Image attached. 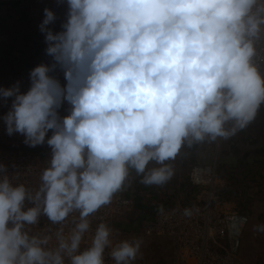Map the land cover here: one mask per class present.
<instances>
[{"label":"clouds","instance_id":"1","mask_svg":"<svg viewBox=\"0 0 264 264\" xmlns=\"http://www.w3.org/2000/svg\"><path fill=\"white\" fill-rule=\"evenodd\" d=\"M66 4L60 31L49 27L57 16L48 8L39 25L50 62L30 70L27 91L19 81L0 88L6 134L29 147L46 144L51 155L36 189L14 184L0 164V264H105L109 249L114 264H133L142 241L116 242L104 222L81 248L89 218L133 172L162 186L182 148L228 140L254 122L264 106L256 59L264 0ZM73 213L74 226L55 232V247L31 231L41 216L63 225Z\"/></svg>","mask_w":264,"mask_h":264},{"label":"rangeland","instance_id":"2","mask_svg":"<svg viewBox=\"0 0 264 264\" xmlns=\"http://www.w3.org/2000/svg\"><path fill=\"white\" fill-rule=\"evenodd\" d=\"M45 8L52 10L57 16L54 24L49 27L60 31L61 24L66 19V0L64 3H58V0H0V73L20 77L22 91H27L30 87V70L41 63L50 62V57L45 53V36L39 28ZM261 72L264 74V68ZM59 78L63 83L62 74ZM62 114L66 113L62 110ZM247 128L245 132H242L244 129L228 140L205 142L190 149L182 148L181 153L171 162L173 177L162 186H146L140 183L141 177L133 172L122 190L124 196L131 200L133 212H137L140 218L143 216L142 209H148L153 214L160 206L166 208L189 202L192 194L187 182L189 169L192 166L215 163L220 184L217 189L220 192L222 189L235 192L238 197L232 201L233 204L240 211L244 210L242 212L247 213L251 220L256 221L257 217H254L259 215L255 226L252 222L254 232L251 247L242 252V255L249 264H264V232L256 230V226L264 225V183L261 190L254 183L256 178H253L258 170L264 174V160L254 152L244 157L245 153L257 147L256 139L264 140V106ZM13 145H24L23 136L18 134ZM46 154H50V149L45 152V156ZM125 219L119 223H124ZM133 231H138V239L141 238L142 241L140 253L133 262L144 259L145 263L151 264L158 255H164L160 239L145 236L143 232H139L140 228ZM133 239L136 237L128 240Z\"/></svg>","mask_w":264,"mask_h":264},{"label":"built area","instance_id":"3","mask_svg":"<svg viewBox=\"0 0 264 264\" xmlns=\"http://www.w3.org/2000/svg\"><path fill=\"white\" fill-rule=\"evenodd\" d=\"M257 51V63L263 69L264 33L257 42ZM17 81L20 82L16 75L0 73V88L11 87ZM7 110L8 106L0 101V117ZM17 135H7L0 119V164L7 166V174L14 184H24L27 188L36 189L41 183L42 172L50 165L51 155L41 156L20 149L19 146L15 147L13 141ZM21 147L30 148L25 144ZM187 181L192 193L189 206L177 204L166 207L163 215L156 211L152 222H144L140 226L139 232L161 240V252L164 255H158L151 264H249L244 260L242 252L251 247L252 220L217 189L220 184L215 163L192 166L187 173ZM184 209H191L193 214L184 215ZM132 213L131 200L122 191L117 193L110 204L90 216L91 230L85 235L81 248L91 243V236L101 222L113 230L112 238L116 242L134 236L138 239V231L126 233L113 226ZM74 218H78V213L71 214L63 225H53L46 217L41 216L39 223L31 226V231L36 235L50 236L49 247H55V232L63 227L67 233L74 226ZM109 252L110 249L105 252V264H114ZM133 264L147 263L143 259Z\"/></svg>","mask_w":264,"mask_h":264},{"label":"trees","instance_id":"4","mask_svg":"<svg viewBox=\"0 0 264 264\" xmlns=\"http://www.w3.org/2000/svg\"><path fill=\"white\" fill-rule=\"evenodd\" d=\"M25 70V68L23 69ZM248 128H246L244 131L242 132H245ZM246 134V133H245ZM240 138V136H239ZM258 138V137H257ZM261 139V138H259ZM255 144H257V147H254L252 150L248 151L247 153H245L244 157L246 155H248V153H257L258 156L260 157H263L262 160H264V147L262 148V145L264 146V140H258L256 139L255 140ZM20 149H23L25 151H30V152H33V153H38L40 154L41 156H45V152H47L49 150L48 146L45 144V145H42V146H38V147H30V148H24V147H20ZM253 178H256L254 180V183H256V186L257 187H261V190L263 189V183H264V174L261 173V170H258ZM188 182V181H187ZM191 191V188L188 187ZM222 195L225 196L226 198H228L231 202L236 200L235 198H237L238 196L236 195L235 192H229L228 190H223L221 191ZM250 196V195H249ZM189 202L185 203L184 205H188L189 206ZM242 210V209H241ZM143 211V216H138L135 215V216H130L128 218L125 219L124 223H114L113 226L115 228H117L118 230H138L139 227H140V224H142L143 222H152V214L149 213V210H145V209H142ZM244 211V210H242ZM252 217V216H251ZM257 217L256 221L258 222V217L259 215L257 214L254 219ZM256 221H253L252 222L254 223V226L257 224ZM254 232V230H252V233Z\"/></svg>","mask_w":264,"mask_h":264},{"label":"flooded vegetation","instance_id":"5","mask_svg":"<svg viewBox=\"0 0 264 264\" xmlns=\"http://www.w3.org/2000/svg\"><path fill=\"white\" fill-rule=\"evenodd\" d=\"M137 214H138L137 212H135V213L133 212V213H132L133 216H135V215H137ZM132 215H131V216H132ZM143 223H144V222H143ZM143 223H142V224H143ZM142 224H140V226H141ZM139 228H140V227H139Z\"/></svg>","mask_w":264,"mask_h":264},{"label":"crops","instance_id":"6","mask_svg":"<svg viewBox=\"0 0 264 264\" xmlns=\"http://www.w3.org/2000/svg\"><path fill=\"white\" fill-rule=\"evenodd\" d=\"M150 214H152V213H150Z\"/></svg>","mask_w":264,"mask_h":264}]
</instances>
